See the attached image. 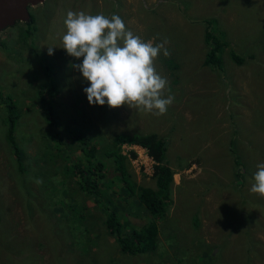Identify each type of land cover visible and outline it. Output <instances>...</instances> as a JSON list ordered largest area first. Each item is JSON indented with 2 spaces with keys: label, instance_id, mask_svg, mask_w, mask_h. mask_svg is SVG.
I'll list each match as a JSON object with an SVG mask.
<instances>
[{
  "label": "rangeland",
  "instance_id": "1",
  "mask_svg": "<svg viewBox=\"0 0 264 264\" xmlns=\"http://www.w3.org/2000/svg\"><path fill=\"white\" fill-rule=\"evenodd\" d=\"M69 10L116 14L145 42L167 39L170 55L161 51L153 62L168 81L164 97L174 96L165 114L89 104L83 91L89 84L71 67L83 58L61 47ZM29 12V21L0 32V91L19 113L15 140L22 156L18 161L7 141L0 99V264L7 257L13 264H264V197L250 192L264 164V0H43ZM207 20L230 44L219 53L220 65L205 63ZM232 51L244 58L241 64ZM51 82L53 93L45 87ZM42 90L55 129L45 120ZM74 132L91 139L109 168L114 194L101 205L72 177V163L83 160ZM118 133H156L168 141L174 182L152 252L121 254L104 230V204H114L121 221L139 226L153 219L142 206L131 213L137 194L124 197L112 158L100 156ZM130 145L120 148L131 179L155 188L154 161L144 160L143 146H135L137 153Z\"/></svg>",
  "mask_w": 264,
  "mask_h": 264
},
{
  "label": "trees",
  "instance_id": "2",
  "mask_svg": "<svg viewBox=\"0 0 264 264\" xmlns=\"http://www.w3.org/2000/svg\"><path fill=\"white\" fill-rule=\"evenodd\" d=\"M206 22V32L205 41L209 47L206 55V64L220 65L221 58L219 53L225 47L230 46L220 33H215L211 27L214 22L207 20ZM29 24V23H28ZM30 25V24H29ZM231 58L237 63L241 64L244 58L237 55L234 51L231 53ZM47 75L49 76V69L47 66L44 67ZM50 91L53 93L55 91V85L51 82L50 84H45ZM46 90H42L39 95V100L41 101L44 111L45 120L50 129H55L57 122L55 118V113L52 105L46 101L43 97ZM0 99L5 102V107L7 109V133L6 138L13 154L16 156L18 161L21 159V150L15 140V123L19 116L16 109V105L13 99L8 96L6 100L0 91ZM74 141L77 143L80 152L82 153V161H77L72 163V177L77 188L82 192H86L91 198L94 199L96 203L100 205L104 203V199L114 194V191L109 192V187L111 186L108 182L110 179L107 175L109 168H106V162L97 158V148L91 144V139L87 138L84 134L80 132H74ZM56 143L62 144L58 135H56ZM113 148L104 149L100 151L101 157H111L114 165L113 173L114 177L121 183L122 191L125 194V198L137 194L138 205L132 208L131 213L136 215V211L139 207L143 208V211L147 214H151L153 219L142 224L136 225L132 224L128 220L121 221L118 211L114 204L108 207L107 205H102L106 217L104 220L105 231L114 236L118 250L121 254H135V253H146L152 252L157 248L158 235L160 232L157 220L161 219L165 215L166 202L171 199V187L174 182V170L166 163L165 153L168 149V141L166 137L159 136L156 133H118L113 138ZM138 144L147 148L148 155L152 157L154 161L153 174L152 177L155 182V188L144 187L137 184L131 179V174L128 171V157L121 153L120 146L123 144ZM136 153L132 152V157H135ZM233 163L236 167L238 173L235 176H241L243 172V165L239 159V156L234 152ZM100 183L103 187L100 186ZM112 198H114L112 196ZM125 227V229H123ZM14 246H10L9 249L14 251ZM13 248V249H12ZM6 264H13V261L8 257L5 261Z\"/></svg>",
  "mask_w": 264,
  "mask_h": 264
},
{
  "label": "clouds",
  "instance_id": "3",
  "mask_svg": "<svg viewBox=\"0 0 264 264\" xmlns=\"http://www.w3.org/2000/svg\"><path fill=\"white\" fill-rule=\"evenodd\" d=\"M64 24L66 33L61 47L71 57L83 58L71 67L88 82L83 91L90 105L107 104L110 108L127 105L156 116L167 112L174 96L164 97L168 81L153 63L161 51L165 57L170 55L165 47L167 39L155 45L145 42L126 29L116 14L107 17L102 13L69 10ZM48 54H53V46L48 47ZM257 168L250 192L264 197V164Z\"/></svg>",
  "mask_w": 264,
  "mask_h": 264
},
{
  "label": "water",
  "instance_id": "4",
  "mask_svg": "<svg viewBox=\"0 0 264 264\" xmlns=\"http://www.w3.org/2000/svg\"><path fill=\"white\" fill-rule=\"evenodd\" d=\"M43 0H0V32L17 21H29V6Z\"/></svg>",
  "mask_w": 264,
  "mask_h": 264
},
{
  "label": "bare ground",
  "instance_id": "5",
  "mask_svg": "<svg viewBox=\"0 0 264 264\" xmlns=\"http://www.w3.org/2000/svg\"><path fill=\"white\" fill-rule=\"evenodd\" d=\"M8 29V28H7ZM138 144H131L130 145V147H129V149H134L135 148V146H137ZM142 146V145H141ZM143 148H144V153L146 154V156H147V158H149V159H151L152 157H150L149 155H148V151H147V148H145L144 146H143ZM135 150V152H137V153H140V152H138V150H136V149H134Z\"/></svg>",
  "mask_w": 264,
  "mask_h": 264
},
{
  "label": "built area",
  "instance_id": "6",
  "mask_svg": "<svg viewBox=\"0 0 264 264\" xmlns=\"http://www.w3.org/2000/svg\"><path fill=\"white\" fill-rule=\"evenodd\" d=\"M145 161H151L152 159H149V160H147V159H144Z\"/></svg>",
  "mask_w": 264,
  "mask_h": 264
}]
</instances>
